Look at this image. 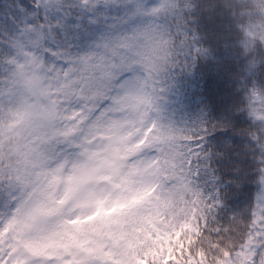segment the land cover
Returning <instances> with one entry per match:
<instances>
[{"label":"snow or ice","instance_id":"snow-or-ice-1","mask_svg":"<svg viewBox=\"0 0 264 264\" xmlns=\"http://www.w3.org/2000/svg\"><path fill=\"white\" fill-rule=\"evenodd\" d=\"M122 158L152 180L69 208ZM0 264H264V0H0Z\"/></svg>","mask_w":264,"mask_h":264},{"label":"clouds","instance_id":"clouds-1","mask_svg":"<svg viewBox=\"0 0 264 264\" xmlns=\"http://www.w3.org/2000/svg\"><path fill=\"white\" fill-rule=\"evenodd\" d=\"M78 162L80 161L75 157H66L59 161L64 166L63 174H70L73 166ZM89 166L95 170L94 179L81 191L71 196L67 201L69 208L79 206L86 201H94L95 203L92 205L94 208H103L117 204L120 202L117 199L118 185L131 180L147 184L152 180V176L145 169L134 172L133 164L124 158L114 163H107L103 159H97L90 161ZM58 188L59 190L56 194L60 196L64 191L63 182Z\"/></svg>","mask_w":264,"mask_h":264},{"label":"trees","instance_id":"trees-1","mask_svg":"<svg viewBox=\"0 0 264 264\" xmlns=\"http://www.w3.org/2000/svg\"><path fill=\"white\" fill-rule=\"evenodd\" d=\"M203 62H198L197 66L192 68L191 71L177 73L174 78L172 91L168 94L166 101L164 102V115L166 118L175 119L180 121L182 119H188L194 115L193 108V94L194 93H203L204 91V79H203V68L201 64ZM202 96H196V100L202 99ZM200 109H203L205 114H209V110L204 106L203 103L199 105V108H196L195 111L199 112ZM214 148L215 141L210 142ZM231 145V142L229 141ZM236 147L235 145H231ZM233 155H238V153H233ZM243 158V157H241ZM213 167L217 170L219 169L218 164H213ZM220 175V172L217 171V176ZM231 182L228 178H225V183ZM223 187V185H221ZM226 211L228 215L231 216L237 210V206L234 203V198L229 197L225 202Z\"/></svg>","mask_w":264,"mask_h":264}]
</instances>
